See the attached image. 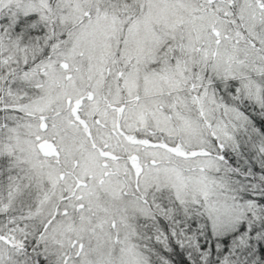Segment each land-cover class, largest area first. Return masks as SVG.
<instances>
[{
    "label": "snow or ice",
    "instance_id": "obj_1",
    "mask_svg": "<svg viewBox=\"0 0 264 264\" xmlns=\"http://www.w3.org/2000/svg\"><path fill=\"white\" fill-rule=\"evenodd\" d=\"M0 264H264V0H0Z\"/></svg>",
    "mask_w": 264,
    "mask_h": 264
}]
</instances>
